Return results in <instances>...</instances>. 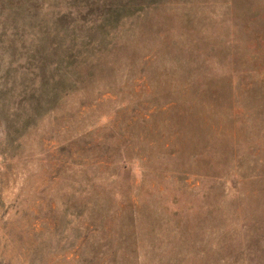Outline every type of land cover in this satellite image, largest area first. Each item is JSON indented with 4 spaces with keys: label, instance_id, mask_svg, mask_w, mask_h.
Segmentation results:
<instances>
[{
    "label": "rangeland",
    "instance_id": "obj_1",
    "mask_svg": "<svg viewBox=\"0 0 264 264\" xmlns=\"http://www.w3.org/2000/svg\"><path fill=\"white\" fill-rule=\"evenodd\" d=\"M0 264H264V0H0Z\"/></svg>",
    "mask_w": 264,
    "mask_h": 264
}]
</instances>
